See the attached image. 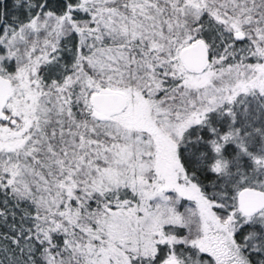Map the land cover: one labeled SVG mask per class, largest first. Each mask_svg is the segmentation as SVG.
<instances>
[{
	"label": "snow or ice",
	"instance_id": "obj_1",
	"mask_svg": "<svg viewBox=\"0 0 264 264\" xmlns=\"http://www.w3.org/2000/svg\"><path fill=\"white\" fill-rule=\"evenodd\" d=\"M0 264H264V0H0Z\"/></svg>",
	"mask_w": 264,
	"mask_h": 264
}]
</instances>
